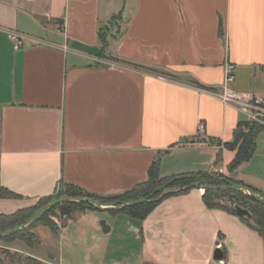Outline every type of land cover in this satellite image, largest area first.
Masks as SVG:
<instances>
[{
  "label": "crops",
  "instance_id": "0c3cea01",
  "mask_svg": "<svg viewBox=\"0 0 264 264\" xmlns=\"http://www.w3.org/2000/svg\"><path fill=\"white\" fill-rule=\"evenodd\" d=\"M116 16L124 24L118 36L108 25ZM100 28L114 63L101 59ZM11 34L23 38L18 49ZM227 68V88L264 99V0H0V186L17 196L0 199V215L54 195L60 183L121 195L146 182L158 156L160 177L219 173L264 195V132L251 160L232 172L234 153L217 145L248 122L219 99ZM203 193L162 199L143 220L124 206H101L56 233L37 226L33 258L264 264V236L207 208Z\"/></svg>",
  "mask_w": 264,
  "mask_h": 264
},
{
  "label": "trees",
  "instance_id": "16d2710c",
  "mask_svg": "<svg viewBox=\"0 0 264 264\" xmlns=\"http://www.w3.org/2000/svg\"><path fill=\"white\" fill-rule=\"evenodd\" d=\"M100 55L106 49L107 41L106 34L100 28L99 30ZM136 69H144L153 73H158L154 70L141 68L137 65L121 62ZM166 77H171L168 74L160 73ZM247 129V130H245ZM264 132V128L260 125H250L249 122H240L233 134L231 143L220 144L225 150L234 153L232 161L229 163L228 172L234 171L240 165L247 163L253 157L256 150V140L259 134ZM183 140L182 142H186ZM159 156L152 162L147 172L146 182L137 185L132 190L112 198L94 196L83 192L81 189L60 183L54 195L41 198V205L35 208H27L20 210L11 215H0V239L5 242L20 240L29 247H37L39 242L36 236L31 232L37 226L48 228L51 232L56 233L59 228L51 218L49 213L54 217L70 219L78 213H83L88 210H96L94 203L100 206H106L105 203L117 202L115 207L125 206L133 202H138L134 205H129L122 208L120 211L127 214L129 217L136 220H143L152 209L162 200L167 197L181 195L188 192L186 189L190 186L203 190L202 201L209 209H221L236 215L233 209L234 205L247 207V203H252L255 207L250 218H240L249 228L255 230L259 235L264 236V195L259 194L255 189L246 186L240 182L219 174L208 172H190L167 177L159 175ZM221 161V154L216 158V163ZM239 190H246L250 194H245ZM167 191L164 197L158 201H152L159 198L162 192ZM227 198L231 202V206H221L214 200L217 198ZM16 195L0 186V199H15ZM65 200L61 202L62 200ZM142 201V202H139ZM51 205L45 210L42 216L38 217L34 223L25 228L26 225L34 217V212H38L40 208ZM48 213V215H47ZM57 213V216L56 214ZM63 225V224H62ZM33 259V258H31Z\"/></svg>",
  "mask_w": 264,
  "mask_h": 264
},
{
  "label": "rangeland",
  "instance_id": "374dc122",
  "mask_svg": "<svg viewBox=\"0 0 264 264\" xmlns=\"http://www.w3.org/2000/svg\"><path fill=\"white\" fill-rule=\"evenodd\" d=\"M108 25H109L114 36H118L119 32H121V30L124 26L122 21L119 20V16L112 18V20L108 23ZM104 29H107V27ZM104 33L106 34V30ZM107 38H108V35H106V39ZM106 48H107V45H106ZM101 59H103L104 61L109 62V63L116 62L110 55L106 54V49L103 52V56H101ZM248 122L250 123V125L256 124V125H260L264 128V118L257 119V120H250ZM245 130H247V129H245ZM259 138H261V137H259ZM259 138H257L258 141L260 140ZM244 193L248 194V191L244 190ZM109 198H112V197H109ZM214 201L221 206H225V207L231 206V202H229L227 198L220 197V198L215 199ZM105 204L107 207H109V206L115 207L117 205V202H108ZM40 205H41V203L38 200L32 206H30L28 208H35V207H39ZM50 206L51 205H48L46 207H42V208H40V210L38 212H34L35 213L34 217L30 222H32L34 219L36 220L38 217L42 216L43 212L45 210L49 209ZM243 208H245V207H243ZM53 212H55V211H51L49 213V215H48V213H47V215L54 222H56V225L59 228L60 226H62V224L65 222L66 219L62 218V217L61 218H58V217L55 218L54 217L55 215L52 214ZM54 214H56V216H57V213H54ZM26 226H25V228H27ZM38 235H40V232L38 233ZM37 250H38V247H29L20 240L5 242L4 240L0 239V264H43V263H41V262H39L33 258L35 254L37 255ZM31 258H33V259H31Z\"/></svg>",
  "mask_w": 264,
  "mask_h": 264
},
{
  "label": "built area",
  "instance_id": "2783aa9c",
  "mask_svg": "<svg viewBox=\"0 0 264 264\" xmlns=\"http://www.w3.org/2000/svg\"><path fill=\"white\" fill-rule=\"evenodd\" d=\"M11 39L15 49L22 46L23 38L21 36L11 34ZM233 80L232 68H227L223 81L224 90L219 95L220 101L225 105H232L238 108V110L247 116L248 121L264 118V99L230 90L226 85L232 83ZM199 130L202 132L203 127L199 126Z\"/></svg>",
  "mask_w": 264,
  "mask_h": 264
},
{
  "label": "water",
  "instance_id": "95a60500",
  "mask_svg": "<svg viewBox=\"0 0 264 264\" xmlns=\"http://www.w3.org/2000/svg\"><path fill=\"white\" fill-rule=\"evenodd\" d=\"M193 187H194V186H190V187H188V188H186V189H190V188H193ZM239 191L244 192V190H239ZM166 192H167V191L162 192V194L159 196L158 199H156V200H152V201L154 202V201L161 200V199L164 197V195L166 194ZM248 194H250V193L248 192ZM261 200H264V199H261ZM63 201H65V200L63 199L61 202H63ZM139 202H142V201H139ZM136 203H138V202H133V203H131V204H127V205H125L124 207L129 206V205H134V204H136ZM94 205H95V207H96L97 209H102L97 203H94ZM233 209H234L235 214H236V216H237L238 218H250L251 215H252V213H253L254 210H255V207H254V205H253L252 203H247V207H246V208H243V207H240V206L234 205V206H233ZM34 221H35V219H34L32 222H30L26 227H28L29 225H31L32 223H34ZM100 227H101L102 232H103L104 234L108 233L109 228H108V226H106V223H105L104 221H101V222H100ZM222 257H223V256H222V252H221V250H216V251L214 252V256H213V259H214V260H216V261H220V260H222Z\"/></svg>",
  "mask_w": 264,
  "mask_h": 264
}]
</instances>
